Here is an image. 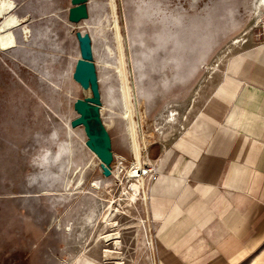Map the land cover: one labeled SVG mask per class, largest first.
I'll list each match as a JSON object with an SVG mask.
<instances>
[{
	"label": "rangeland",
	"instance_id": "obj_1",
	"mask_svg": "<svg viewBox=\"0 0 264 264\" xmlns=\"http://www.w3.org/2000/svg\"><path fill=\"white\" fill-rule=\"evenodd\" d=\"M109 2L88 0L89 18L70 32L87 31L92 37L114 177L103 176L83 128H70L74 101L82 97L73 79L78 41L59 77L52 58L35 70L14 50L0 47V264H161L148 214L152 174L144 176L147 200L143 190L136 200L130 197L134 156ZM116 2L124 44L126 34L153 113L146 119L140 104L142 131L151 143L153 132L163 133L164 118L173 121L165 115L183 106L185 112L198 89L223 85L230 63L264 38L259 0ZM164 106L173 109L164 113ZM144 155L153 158L150 146ZM111 201L114 227L104 223ZM109 234H116L119 246L103 241Z\"/></svg>",
	"mask_w": 264,
	"mask_h": 264
},
{
	"label": "crops",
	"instance_id": "obj_2",
	"mask_svg": "<svg viewBox=\"0 0 264 264\" xmlns=\"http://www.w3.org/2000/svg\"><path fill=\"white\" fill-rule=\"evenodd\" d=\"M71 7V0H0V47L35 70L52 58L61 76L78 41ZM227 74L151 135L157 173L149 178L148 214L161 264H264V38Z\"/></svg>",
	"mask_w": 264,
	"mask_h": 264
},
{
	"label": "water",
	"instance_id": "obj_3",
	"mask_svg": "<svg viewBox=\"0 0 264 264\" xmlns=\"http://www.w3.org/2000/svg\"><path fill=\"white\" fill-rule=\"evenodd\" d=\"M71 4L72 7L69 10V21L71 23L77 25L89 18L88 0H71ZM124 31H126L125 27ZM76 37L79 42L80 58L76 63L73 79L81 87L82 97L74 101L73 108L76 113V117L70 122V125L73 129L79 127L83 128L87 138L86 147L99 160L103 176L110 178L113 176L112 165L115 158L112 137L103 122L101 115L102 100L97 69L94 62L92 37L87 31H77ZM125 44L134 102L137 109V121L143 141L137 89L126 34Z\"/></svg>",
	"mask_w": 264,
	"mask_h": 264
},
{
	"label": "bare ground",
	"instance_id": "obj_4",
	"mask_svg": "<svg viewBox=\"0 0 264 264\" xmlns=\"http://www.w3.org/2000/svg\"><path fill=\"white\" fill-rule=\"evenodd\" d=\"M110 7L113 11L114 16V31L116 35V41L118 45L119 50V61H120V76H121V82H122V94H123V104H124V110H125V118L128 123V133L130 137V143H131V150L132 154L134 156V162L132 163L133 169L135 170V180L136 182L132 185V189L134 191L133 194H130V197L132 200H136L137 196L142 190L143 194H145V199L147 200V193H146V185H145V179L144 176L149 175V169L152 168L150 165V158L148 157L146 160V157L144 155V151L146 153H149V146H150V140L146 138L144 131H142L143 135V141L141 138L140 130H139V124L137 121V109L134 102V96H133V89L131 84V78H130V72L128 67V60H127V54L124 44V37L122 34V28L118 17L117 12V2L116 0H110L109 2ZM262 6H264V0H259L258 2V11L261 10ZM3 48L7 47L6 44H2ZM131 47V46H130ZM132 65H133V71H134V78L136 82V89H137V97H138V105L140 106L141 100L139 99L138 94V78H137V72L136 67L134 64V59L132 56ZM140 117L141 112L139 110ZM171 115H168V117L171 118L173 121L175 120V117L177 113L174 111L171 112ZM124 114V113H123ZM142 119V118H141ZM106 127L108 124L105 122ZM112 124H109V127ZM70 128L73 129L70 125ZM86 144V143H85ZM89 150V149H88ZM89 152L94 155L90 150ZM148 156V154H146ZM95 156V155H94ZM96 157V156H95ZM98 160V159H97ZM99 161V160H98ZM152 163V162H151ZM100 167V165H99ZM117 175V172L114 171L113 177ZM93 188L95 190H100V185L98 183L93 184ZM146 202V201H145ZM116 211L115 208V201H111V206H109V213L104 217V223L111 225L114 227V224H112V216L114 215V212ZM116 234H109L104 236L103 241L109 243L114 242L115 245L119 246L120 242L118 241V238H115ZM150 243V242H149ZM152 247V246H151Z\"/></svg>",
	"mask_w": 264,
	"mask_h": 264
},
{
	"label": "built area",
	"instance_id": "obj_5",
	"mask_svg": "<svg viewBox=\"0 0 264 264\" xmlns=\"http://www.w3.org/2000/svg\"><path fill=\"white\" fill-rule=\"evenodd\" d=\"M112 172L114 173V166H113ZM153 173H154V170H153L152 168H150L148 174L150 175V174H153ZM154 174H155V173H154Z\"/></svg>",
	"mask_w": 264,
	"mask_h": 264
}]
</instances>
